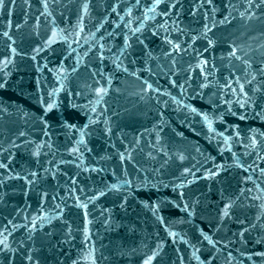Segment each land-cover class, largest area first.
I'll return each mask as SVG.
<instances>
[{"label":"water","instance_id":"obj_1","mask_svg":"<svg viewBox=\"0 0 264 264\" xmlns=\"http://www.w3.org/2000/svg\"><path fill=\"white\" fill-rule=\"evenodd\" d=\"M0 85V264H264V0H2Z\"/></svg>","mask_w":264,"mask_h":264},{"label":"snow or ice","instance_id":"obj_2","mask_svg":"<svg viewBox=\"0 0 264 264\" xmlns=\"http://www.w3.org/2000/svg\"><path fill=\"white\" fill-rule=\"evenodd\" d=\"M156 2L158 3L159 0H156ZM0 3H2V0H0ZM5 35H7V33H5ZM210 43H211V42H210ZM232 54L234 55L235 52H233ZM0 86H2V85H0ZM148 87L150 88L151 85H148ZM100 91H103V90H102V89H97V92H100ZM49 107H51V105H49ZM193 110H195V109H193ZM205 118H207V117H205ZM0 167H5V165H0ZM185 171H187V169H186ZM33 175H35V173H33ZM206 238H207V237H206ZM0 243H3V241H0ZM5 247H7L6 244H5ZM154 255H155V253H153V256H154ZM151 259H152V257H149L147 260H145L144 264H150Z\"/></svg>","mask_w":264,"mask_h":264}]
</instances>
